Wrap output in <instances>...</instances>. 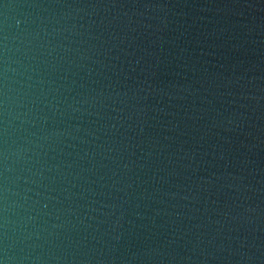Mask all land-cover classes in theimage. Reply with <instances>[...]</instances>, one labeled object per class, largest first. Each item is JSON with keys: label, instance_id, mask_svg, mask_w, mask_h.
<instances>
[{"label": "water", "instance_id": "1", "mask_svg": "<svg viewBox=\"0 0 264 264\" xmlns=\"http://www.w3.org/2000/svg\"><path fill=\"white\" fill-rule=\"evenodd\" d=\"M0 260L264 264V0H0Z\"/></svg>", "mask_w": 264, "mask_h": 264}, {"label": "clouds", "instance_id": "2", "mask_svg": "<svg viewBox=\"0 0 264 264\" xmlns=\"http://www.w3.org/2000/svg\"><path fill=\"white\" fill-rule=\"evenodd\" d=\"M0 264H5V261L4 260H0Z\"/></svg>", "mask_w": 264, "mask_h": 264}]
</instances>
